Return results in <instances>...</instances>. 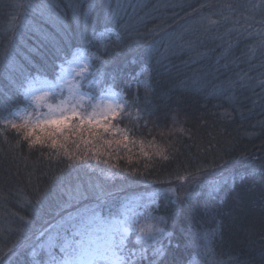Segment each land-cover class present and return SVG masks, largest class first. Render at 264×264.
Returning a JSON list of instances; mask_svg holds the SVG:
<instances>
[{
  "label": "trees",
  "instance_id": "trees-1",
  "mask_svg": "<svg viewBox=\"0 0 264 264\" xmlns=\"http://www.w3.org/2000/svg\"><path fill=\"white\" fill-rule=\"evenodd\" d=\"M116 3L141 33L131 49L115 32L99 36ZM201 18L217 21L210 35L219 39L199 30ZM262 21L264 0H0V100L24 108L16 92L23 77L7 67L10 53L30 79L57 84L72 54L83 52L90 64L77 75L82 91L94 100L109 88L121 92L128 115L120 127L132 128L130 140L137 141L129 144L131 152L90 146L110 152L101 157L109 162L89 156L87 167L69 169L67 159L49 161L48 149H17V134L0 130V264H30L31 249L13 248L17 241L26 245L84 203L97 202L70 201L77 185L116 209L153 197L151 213L164 219L169 233L157 244L165 248L159 264H196L203 241L192 238L206 231H215L211 248L218 264H264ZM145 67L147 90L135 82ZM141 108L144 119L137 116ZM141 140L150 158L141 155ZM149 141L166 148L170 160L152 154ZM67 149L73 156L87 150L71 140ZM214 187L219 191L209 195ZM133 238L128 247L136 252Z\"/></svg>",
  "mask_w": 264,
  "mask_h": 264
},
{
  "label": "snow or ice",
  "instance_id": "snow-or-ice-1",
  "mask_svg": "<svg viewBox=\"0 0 264 264\" xmlns=\"http://www.w3.org/2000/svg\"><path fill=\"white\" fill-rule=\"evenodd\" d=\"M27 7L35 8L37 6L29 3ZM228 7L231 8V5ZM252 7L256 8L259 5ZM125 16H128V19H125ZM224 19L227 20L229 17L225 16ZM104 22L106 26L104 31L99 33L100 37L106 38L109 33L115 32L117 42L126 45L129 49L134 44H138L142 38L139 29L122 3H116L114 8H109ZM216 23L217 21L201 18L198 21L199 30L208 38L219 39V36L212 37L210 35L211 26ZM259 35L261 37L260 47L264 48V29H261ZM230 47L231 44H229ZM227 50L225 49L226 52ZM252 52L254 54L255 49ZM146 55L150 56L151 52H146ZM7 60V67L13 71H19L23 77L16 92L20 98V104H23L24 108L21 109L18 105L14 108L7 101L0 100V117H2L0 118V130L4 132L10 130L17 134L15 144L17 149L24 145L30 152L48 149L50 150L49 161L60 164L63 162L62 158L67 159L69 163L66 167L69 169L78 166L80 168L87 167L89 156L96 159L98 163L107 164L109 162L107 159L101 160V157L111 155L110 152H101L90 146L99 145L105 149H112L115 145L117 149L124 148L129 152L132 151L129 144L134 145L137 141L130 140L129 133L135 135L136 132L132 128L120 127L121 119L128 115V101L121 92H114L109 88L100 101L93 102L92 96L81 91L80 84L69 83L66 86L67 94L63 95L64 89L61 87L62 98L58 103H54L51 102V99L56 94L57 86L50 84L47 80L30 79L16 64L11 53ZM72 61L82 63V54L79 51L73 53ZM77 75L79 76L81 73L77 72ZM137 77L135 81L137 86H143L147 90L150 87L148 68L142 69ZM36 83H39L41 87L37 88ZM234 83L228 81L226 86L232 87ZM41 109H46V111H41ZM144 111L143 108L138 109L137 116L140 119H144L140 116V113ZM139 127L137 125V131ZM143 127H147V121ZM177 131L183 132L184 129L179 128ZM69 140L77 149L82 144L87 150L83 154L70 155L67 149ZM147 148L153 149L152 154L163 161L170 160V155L166 154V148L160 147L152 141L147 143ZM140 153L144 157L150 158L151 154L146 150L143 140L140 141ZM178 179L186 181L187 177L180 176ZM240 179L243 180L244 177L241 176ZM171 191L175 195L179 189ZM217 191L219 188L214 187L210 190L209 195ZM68 198L77 204L88 200L97 202L84 203L82 207H78L75 215L69 214L67 217H62V222L56 228L41 232L37 239L26 245L17 241L13 248L26 246L31 249L30 264H159L160 258L164 257L165 248L157 246V244L162 245L163 238L169 235L163 227L165 223L163 218H154V224L137 228V214L131 207V202L125 204L122 209H116L115 205H109L99 196H91L88 191L82 190L80 185L69 191ZM175 203L178 206L181 203L179 196ZM134 229L139 233L136 236V241L138 243L143 241V245L136 252L128 247L129 236ZM214 235L215 231H206L202 234L197 233L192 238L193 243L203 241L202 251L199 253L202 259L196 264H218L211 248ZM149 251L151 260L147 255ZM129 256H135L137 259H127Z\"/></svg>",
  "mask_w": 264,
  "mask_h": 264
},
{
  "label": "rangeland",
  "instance_id": "rangeland-1",
  "mask_svg": "<svg viewBox=\"0 0 264 264\" xmlns=\"http://www.w3.org/2000/svg\"><path fill=\"white\" fill-rule=\"evenodd\" d=\"M80 53L83 56V62L74 63L71 59L69 64L62 69L59 82L57 84H52L57 87H56V94L51 99V102L58 103L59 100L62 98L61 93H60V88L63 87L64 89L63 95H66L67 94V87H66L67 84L78 83L77 72L81 73L82 71H85V69L89 66L90 64L89 57L85 55L83 52H80ZM35 86L37 88L41 87L39 83H36ZM102 97H104V95L94 100L93 102L100 101ZM41 111H46V109H41ZM217 180L218 179L209 180L208 183L214 182ZM152 199L153 197L148 196V197H142L139 199H133L130 201L131 207L135 209V212L137 214V219H138L137 228L147 227L148 225L155 223V219L151 213V208H150L152 205H154V202ZM130 234L134 235V238H133L134 242H136V244H138L141 247L143 245V241L139 243L136 241V236L139 235L138 231L134 229ZM131 260H135V259H131Z\"/></svg>",
  "mask_w": 264,
  "mask_h": 264
}]
</instances>
